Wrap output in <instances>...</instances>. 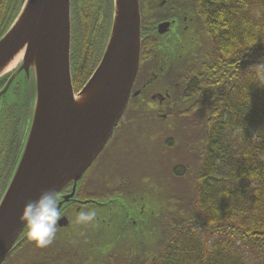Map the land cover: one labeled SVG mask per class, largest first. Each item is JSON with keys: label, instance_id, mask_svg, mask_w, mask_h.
I'll return each mask as SVG.
<instances>
[{"label": "trees", "instance_id": "16d2710c", "mask_svg": "<svg viewBox=\"0 0 264 264\" xmlns=\"http://www.w3.org/2000/svg\"><path fill=\"white\" fill-rule=\"evenodd\" d=\"M195 2L204 40L190 72L193 95L177 125L193 132L186 138L200 132L205 151L163 160L169 172L198 175H169L164 182L186 192L164 201L160 247L99 253L93 235L56 233L57 243L41 250L46 257L37 264H264V0ZM14 17L3 12L0 37ZM89 55L83 50L80 57L72 42L74 92L97 65ZM180 131L182 139L186 131ZM19 239H28L25 231Z\"/></svg>", "mask_w": 264, "mask_h": 264}, {"label": "water", "instance_id": "95a60500", "mask_svg": "<svg viewBox=\"0 0 264 264\" xmlns=\"http://www.w3.org/2000/svg\"><path fill=\"white\" fill-rule=\"evenodd\" d=\"M165 0L159 4L162 6ZM70 0H23L0 37V99L14 84L33 80V100L23 147L0 199V264L21 243V209L41 191L57 196L61 213L76 202L79 182L104 150L128 105L140 60L138 0H112V20L102 57L74 93L70 76ZM119 234L140 237L145 220L114 198ZM58 228H67L62 217ZM115 239L114 242H117Z\"/></svg>", "mask_w": 264, "mask_h": 264}, {"label": "flooded vegetation", "instance_id": "af4514ba", "mask_svg": "<svg viewBox=\"0 0 264 264\" xmlns=\"http://www.w3.org/2000/svg\"><path fill=\"white\" fill-rule=\"evenodd\" d=\"M22 1L0 0V19H3V12L8 20L16 16ZM161 2L162 0H138L141 21L140 61L126 109L136 116H147L149 121L155 123V141L160 150L163 149L164 142L168 143L170 140L167 125L169 119L172 117L178 122L179 116L186 111L192 98L193 90L190 89L189 81L193 78L190 77V72L196 64L193 58L198 57L204 40L203 20L195 0H165L159 6ZM111 20L112 0H70L71 45L73 42L80 57L83 50H87L92 61L100 60L109 36ZM7 80L8 77L0 82V90ZM22 83L14 84L7 92V97L0 99V199L18 162L30 118L33 80L30 76L28 83L26 80ZM170 143L172 149L174 141ZM204 146L205 141L200 151H205ZM91 168L92 166L83 178L85 175H127L120 170L110 171L113 166H109L107 171L102 168L90 170ZM155 175L162 174L156 172ZM164 175L198 173L167 172ZM83 178L77 187L76 202L61 213V218L65 217L70 221V211L78 212L83 206L94 205L99 197L104 198V201L122 198L125 202H130L129 205L135 213L143 214L141 198H137L130 186H125V181L113 179L104 193L97 194L83 188ZM71 191L72 185L57 196H66ZM109 206L115 207L113 203L107 208ZM141 224L145 225L143 222ZM57 239L59 238H55L44 248L35 246L29 238L26 241L22 239L18 248L3 264H37V260L46 257V252L41 250L54 247ZM22 249L23 256H17L16 252Z\"/></svg>", "mask_w": 264, "mask_h": 264}, {"label": "rangeland", "instance_id": "374dc122", "mask_svg": "<svg viewBox=\"0 0 264 264\" xmlns=\"http://www.w3.org/2000/svg\"><path fill=\"white\" fill-rule=\"evenodd\" d=\"M168 128L171 133H177V139L174 141V150L163 153L162 149L157 146L155 128L153 121H149L147 116H136L127 110L123 115L120 123L114 131L113 137L106 145L104 151L96 159L90 170L101 169L107 171L109 166H113L110 171L120 170L127 175H85L82 186L88 192L102 194L106 191V186L111 180L125 181V186H130L141 198L143 205V214L138 215L145 220L144 228L140 232V237L134 236L131 229H125L123 235L119 232V214L116 207H98L96 205L83 206L81 210L95 208L98 212L97 219L91 224L75 223L76 214L79 212H69V226L67 230L57 229L60 238H64L68 233H83L93 238L99 243L97 251L128 250L129 248L140 249L148 248L156 251L164 239V231L158 227L163 221L164 201L166 197L172 194H181L186 191L174 189L170 183H164L169 175H164L166 168L162 158L175 159L178 162L188 158L187 152L192 153L191 147L198 149L202 146L203 140L196 131L193 135L186 127L178 128L177 121L172 117L169 119ZM179 132H178V131ZM180 130H185L182 139ZM184 133V132H183ZM197 136H200L196 138ZM177 147V148H176ZM176 148V149H175ZM196 149L194 151L196 152ZM118 166V167H117ZM160 173L162 175H155ZM145 174V175H135ZM155 186V190L151 187ZM187 188L192 187V180L186 181ZM129 205V201H127ZM130 206V205H129ZM131 207V206H130ZM80 210V211H81ZM118 239L117 242H114ZM126 248V249H125ZM17 256H23L24 249L16 252ZM15 255V258L17 257ZM12 258H10L11 260Z\"/></svg>", "mask_w": 264, "mask_h": 264}, {"label": "clouds", "instance_id": "9594fccd", "mask_svg": "<svg viewBox=\"0 0 264 264\" xmlns=\"http://www.w3.org/2000/svg\"><path fill=\"white\" fill-rule=\"evenodd\" d=\"M97 215L95 208L81 210L76 214L75 223L91 224ZM60 219L58 197L52 189L41 191L34 200L27 201L20 214L27 237L39 248L49 246L56 238Z\"/></svg>", "mask_w": 264, "mask_h": 264}]
</instances>
